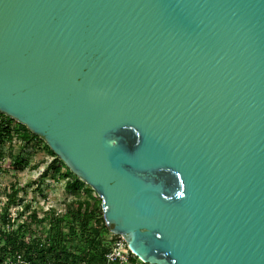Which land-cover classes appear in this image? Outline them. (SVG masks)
Segmentation results:
<instances>
[{"label":"water","instance_id":"obj_1","mask_svg":"<svg viewBox=\"0 0 264 264\" xmlns=\"http://www.w3.org/2000/svg\"><path fill=\"white\" fill-rule=\"evenodd\" d=\"M0 112L148 264H264V0H0Z\"/></svg>","mask_w":264,"mask_h":264},{"label":"trees","instance_id":"obj_2","mask_svg":"<svg viewBox=\"0 0 264 264\" xmlns=\"http://www.w3.org/2000/svg\"><path fill=\"white\" fill-rule=\"evenodd\" d=\"M13 139L25 147L37 145L45 149L52 159L41 176L45 177L54 170L59 177L67 179L65 191L72 198L65 202L64 210L48 208L40 216L31 201L20 200L16 215L11 218L8 208L17 196L16 190H12L0 208V259L20 253L25 260L34 264H74L79 261L104 264L105 253L116 235L111 234L104 224L101 199L91 187L69 171L43 140L23 124L0 112V158L1 147L9 142L11 165L21 169L28 159L24 156V147L19 151L14 149ZM91 194L95 197H89ZM131 261L133 264H148L135 255H131Z\"/></svg>","mask_w":264,"mask_h":264},{"label":"rangeland","instance_id":"obj_3","mask_svg":"<svg viewBox=\"0 0 264 264\" xmlns=\"http://www.w3.org/2000/svg\"><path fill=\"white\" fill-rule=\"evenodd\" d=\"M12 144L17 151L22 150L24 147V156L27 157L28 161L21 169L14 167L11 165L8 154L9 142L1 147L0 208L6 202L7 196L15 189L17 194L15 202L8 208L12 216L15 215L20 200L23 202L31 201L32 205L37 208L39 216L42 215L41 212H46L48 208H53L55 211L64 210L65 202L72 198V195L65 191L68 180L59 177L54 170L49 171L45 177L41 176L45 166L52 159L51 155L47 154L41 146L29 145L25 147L14 139ZM61 172H64V169H61ZM92 196L94 195H89V197Z\"/></svg>","mask_w":264,"mask_h":264},{"label":"built area","instance_id":"obj_4","mask_svg":"<svg viewBox=\"0 0 264 264\" xmlns=\"http://www.w3.org/2000/svg\"><path fill=\"white\" fill-rule=\"evenodd\" d=\"M11 218L14 216L8 211ZM131 255H133L127 247L125 240L121 236H117L111 242L110 249L105 253L104 264H133L131 261ZM0 264H34L30 261L25 260L20 253H14L13 257L0 259ZM44 264H54L47 262ZM74 264H86L84 261H79Z\"/></svg>","mask_w":264,"mask_h":264}]
</instances>
